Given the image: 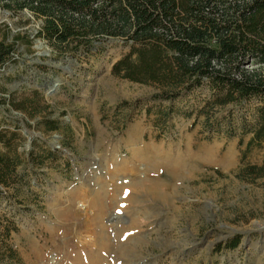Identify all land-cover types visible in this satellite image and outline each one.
Wrapping results in <instances>:
<instances>
[{
  "label": "rangeland",
  "instance_id": "1",
  "mask_svg": "<svg viewBox=\"0 0 264 264\" xmlns=\"http://www.w3.org/2000/svg\"><path fill=\"white\" fill-rule=\"evenodd\" d=\"M28 19L0 14L17 40L0 68V153L16 164L0 264H264V175H244L264 165V142L249 145L264 102L216 105L208 83L155 100L111 74L122 41L60 59Z\"/></svg>",
  "mask_w": 264,
  "mask_h": 264
},
{
  "label": "trees",
  "instance_id": "2",
  "mask_svg": "<svg viewBox=\"0 0 264 264\" xmlns=\"http://www.w3.org/2000/svg\"><path fill=\"white\" fill-rule=\"evenodd\" d=\"M3 12L37 22L35 38L60 59L92 55L103 40L122 41L128 51L111 74L157 89L155 100L174 102L208 83L218 91L216 105L264 102V0H0ZM16 43L0 39V68ZM262 142L264 107L249 145ZM0 145L10 148L1 130ZM15 169L0 153V186ZM244 175L260 178L264 165L248 166Z\"/></svg>",
  "mask_w": 264,
  "mask_h": 264
},
{
  "label": "bare ground",
  "instance_id": "3",
  "mask_svg": "<svg viewBox=\"0 0 264 264\" xmlns=\"http://www.w3.org/2000/svg\"><path fill=\"white\" fill-rule=\"evenodd\" d=\"M94 244V243H93ZM87 247L86 246H84V248L80 251V254H82L83 252H85V249H86ZM94 248V247H93ZM105 249V247L104 246H101V251H103ZM88 250V249H87Z\"/></svg>",
  "mask_w": 264,
  "mask_h": 264
}]
</instances>
